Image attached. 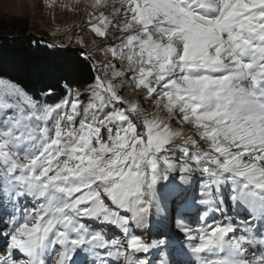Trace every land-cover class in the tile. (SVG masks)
Instances as JSON below:
<instances>
[{
    "label": "snow or ice",
    "instance_id": "6c2138e0",
    "mask_svg": "<svg viewBox=\"0 0 264 264\" xmlns=\"http://www.w3.org/2000/svg\"><path fill=\"white\" fill-rule=\"evenodd\" d=\"M85 11L87 79L0 70V264H264V0Z\"/></svg>",
    "mask_w": 264,
    "mask_h": 264
},
{
    "label": "rangeland",
    "instance_id": "374dc122",
    "mask_svg": "<svg viewBox=\"0 0 264 264\" xmlns=\"http://www.w3.org/2000/svg\"><path fill=\"white\" fill-rule=\"evenodd\" d=\"M90 2L91 0H55L48 6L45 0H0V19L27 20L31 33L43 39V44L56 45L52 49L79 48L75 43L76 39L88 37V30L84 26L90 19L85 11ZM64 5H71V8ZM94 55L102 59L105 49L101 48ZM124 94L129 95L130 92Z\"/></svg>",
    "mask_w": 264,
    "mask_h": 264
},
{
    "label": "trees",
    "instance_id": "16d2710c",
    "mask_svg": "<svg viewBox=\"0 0 264 264\" xmlns=\"http://www.w3.org/2000/svg\"><path fill=\"white\" fill-rule=\"evenodd\" d=\"M44 40L31 33L27 20L10 18L0 19V70L7 68L6 75L18 82H27L29 69L35 70L38 65L77 67L78 79H87L90 65L87 62L77 65V55L83 51L79 48H49ZM163 238V237H160ZM178 247V245H173ZM170 258L174 261L184 257L173 254L171 257L161 255L159 259Z\"/></svg>",
    "mask_w": 264,
    "mask_h": 264
}]
</instances>
